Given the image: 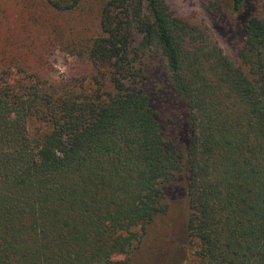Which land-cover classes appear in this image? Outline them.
I'll return each instance as SVG.
<instances>
[{"label": "trees", "instance_id": "16d2710c", "mask_svg": "<svg viewBox=\"0 0 264 264\" xmlns=\"http://www.w3.org/2000/svg\"><path fill=\"white\" fill-rule=\"evenodd\" d=\"M88 1L94 30L54 19ZM175 2L41 0L0 52V264H133L176 187L160 264L194 242L177 264H264V0Z\"/></svg>", "mask_w": 264, "mask_h": 264}, {"label": "rangeland", "instance_id": "374dc122", "mask_svg": "<svg viewBox=\"0 0 264 264\" xmlns=\"http://www.w3.org/2000/svg\"><path fill=\"white\" fill-rule=\"evenodd\" d=\"M40 2L41 0H0V52L10 50L11 53L15 52V41H22L30 36H38L40 34L38 27L32 25L31 21H34L37 17H42L43 25V22L48 17L54 16L47 14L44 11L45 7ZM90 3L93 2H86L84 9L80 12L56 16L54 19L60 24L69 26L68 28H71V26H82L81 22L86 21V31H92L94 30L96 19L95 13L89 11ZM208 3L209 0H176L174 6L183 13L196 14L198 17L203 18L207 16L204 12ZM91 6L92 8L94 7L93 4ZM47 34L48 31L42 27V38L44 40H46ZM222 48L229 56H235L234 52H232V47L227 45V41L222 44ZM45 51H50L46 52L48 54L46 58L48 67L53 71V77H58L60 74L65 75L75 70L74 59L65 56L63 52L52 48L50 45H42V53H45ZM173 192L171 193L170 191L169 196H173V205L177 209L172 206L170 212L157 220L149 229L142 244L136 249L133 264H160L161 255L165 253L163 251L174 245L173 238L177 231V222L181 218L182 213L181 210H178L180 208L178 188L176 187ZM196 246L195 242L185 245L177 252L176 257L169 259L166 264H177V262L191 263L194 260Z\"/></svg>", "mask_w": 264, "mask_h": 264}]
</instances>
